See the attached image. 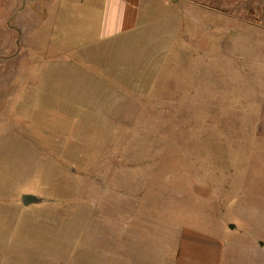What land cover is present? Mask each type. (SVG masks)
Here are the masks:
<instances>
[{
  "label": "rangeland",
  "instance_id": "rangeland-1",
  "mask_svg": "<svg viewBox=\"0 0 264 264\" xmlns=\"http://www.w3.org/2000/svg\"><path fill=\"white\" fill-rule=\"evenodd\" d=\"M23 1L0 0V262L66 257L133 212L264 264V0H195L106 40Z\"/></svg>",
  "mask_w": 264,
  "mask_h": 264
},
{
  "label": "crops",
  "instance_id": "crops-1",
  "mask_svg": "<svg viewBox=\"0 0 264 264\" xmlns=\"http://www.w3.org/2000/svg\"><path fill=\"white\" fill-rule=\"evenodd\" d=\"M40 2L41 0L23 1L21 16L26 19L36 17L43 22L44 11L39 8ZM56 3L57 8L50 11L54 22L52 26L61 28L63 25H69L81 34H94L101 40H106L152 27L156 21L162 22L165 19L164 13L168 9L194 4L195 0H56ZM31 26L42 27L44 24L36 23ZM262 96L259 124L261 141L264 144V94ZM99 228L98 236L85 234L79 236L78 240L73 237L72 245L75 246L69 247L66 257L58 255L49 260L48 257L45 259L43 254L37 252L35 259L30 257L20 261V264H242L244 262L242 256L239 259V256L235 255V250H230L231 247L220 239L205 236L194 229L180 228L178 234L165 235L162 241L161 237H157L154 222H140L137 214L133 212L117 213L114 223L107 222L105 225L101 223ZM76 245H78L77 249ZM244 250L240 248L236 251ZM6 264L18 263L9 260Z\"/></svg>",
  "mask_w": 264,
  "mask_h": 264
},
{
  "label": "water",
  "instance_id": "water-1",
  "mask_svg": "<svg viewBox=\"0 0 264 264\" xmlns=\"http://www.w3.org/2000/svg\"><path fill=\"white\" fill-rule=\"evenodd\" d=\"M22 202L25 206L36 204L38 202V198L32 194H25L22 196Z\"/></svg>",
  "mask_w": 264,
  "mask_h": 264
}]
</instances>
